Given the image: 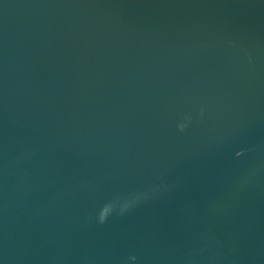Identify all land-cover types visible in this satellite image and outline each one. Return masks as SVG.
<instances>
[{
  "label": "water",
  "instance_id": "obj_1",
  "mask_svg": "<svg viewBox=\"0 0 264 264\" xmlns=\"http://www.w3.org/2000/svg\"><path fill=\"white\" fill-rule=\"evenodd\" d=\"M0 264H264V0H0Z\"/></svg>",
  "mask_w": 264,
  "mask_h": 264
},
{
  "label": "clouds",
  "instance_id": "obj_2",
  "mask_svg": "<svg viewBox=\"0 0 264 264\" xmlns=\"http://www.w3.org/2000/svg\"><path fill=\"white\" fill-rule=\"evenodd\" d=\"M136 199H139V194L134 195V196L132 197V202H135ZM127 207H128V202H125V203L121 206L120 210L123 211V210L126 209ZM132 259H134V257H133Z\"/></svg>",
  "mask_w": 264,
  "mask_h": 264
}]
</instances>
